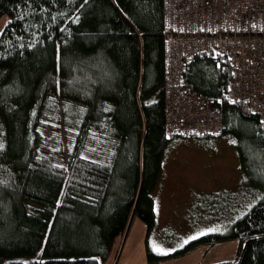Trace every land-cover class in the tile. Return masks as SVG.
<instances>
[{
	"label": "trees",
	"instance_id": "1",
	"mask_svg": "<svg viewBox=\"0 0 264 264\" xmlns=\"http://www.w3.org/2000/svg\"><path fill=\"white\" fill-rule=\"evenodd\" d=\"M163 1L0 0V264H105L134 218L153 227L152 191L180 137L165 126ZM230 78L219 54H196L183 70V84L222 112L220 132L201 136L247 146L242 169L262 198L225 233L163 256L147 248V264L232 240L234 258L212 264H264V123L227 101ZM56 99L76 124L65 166L39 156ZM92 131L111 148L105 162L81 155Z\"/></svg>",
	"mask_w": 264,
	"mask_h": 264
},
{
	"label": "rangeland",
	"instance_id": "2",
	"mask_svg": "<svg viewBox=\"0 0 264 264\" xmlns=\"http://www.w3.org/2000/svg\"><path fill=\"white\" fill-rule=\"evenodd\" d=\"M8 20L7 15L0 17V33ZM65 109L67 104L56 99L40 125L39 156L61 166L67 163L76 132V124L63 114ZM77 116L78 121L80 113ZM245 151L249 152L247 146L239 145L230 135L174 138L165 150L162 171L152 191L153 227L148 231L141 219L134 218L105 264H147V248L163 256L203 235L225 233L262 198L261 189L242 169ZM110 152L105 138L92 131L81 155L105 162ZM236 247L233 240L210 251L200 246L158 264L218 263L233 259Z\"/></svg>",
	"mask_w": 264,
	"mask_h": 264
},
{
	"label": "built area",
	"instance_id": "3",
	"mask_svg": "<svg viewBox=\"0 0 264 264\" xmlns=\"http://www.w3.org/2000/svg\"><path fill=\"white\" fill-rule=\"evenodd\" d=\"M165 126L168 136L215 135L222 112L183 84L196 54L231 67L226 99L247 103L264 123V0H164Z\"/></svg>",
	"mask_w": 264,
	"mask_h": 264
},
{
	"label": "water",
	"instance_id": "4",
	"mask_svg": "<svg viewBox=\"0 0 264 264\" xmlns=\"http://www.w3.org/2000/svg\"><path fill=\"white\" fill-rule=\"evenodd\" d=\"M126 232H127V230H126ZM125 235H126V233H125Z\"/></svg>",
	"mask_w": 264,
	"mask_h": 264
}]
</instances>
